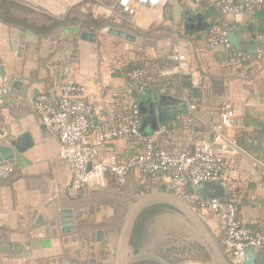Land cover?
Wrapping results in <instances>:
<instances>
[{"label":"crops","instance_id":"obj_1","mask_svg":"<svg viewBox=\"0 0 264 264\" xmlns=\"http://www.w3.org/2000/svg\"><path fill=\"white\" fill-rule=\"evenodd\" d=\"M61 1L54 2L60 13L46 12L63 23L54 30L46 28L51 24L46 21L43 30H35L0 20V70L5 74H0V85L10 89L0 98V130L5 133L0 138V164L14 166V172L0 180V242L3 248L11 247L15 253L5 258L0 248V264H27L28 258L16 256L21 248L32 252L29 257L32 264L38 263V256L62 257L66 264H114L119 229L129 206L145 195V188L166 185L165 191L158 192L175 194L190 204L165 175L146 178L137 172L129 176L126 184L108 177L106 186H87L78 200L68 195L70 165L61 156L58 137L42 122L35 108L40 97H46L68 78L82 87L79 96L92 104L96 125L129 120L130 117L121 119V116L130 114L135 103L141 111L154 105L159 120H165L160 112L167 113L168 124L153 130L151 124L142 128L140 121L139 130L142 136H152L165 128L157 143L169 152H191L199 141L211 140L212 126L220 121L221 106L232 105L236 124L230 132L239 142L241 154L229 165L231 184L223 195L235 201L246 228L253 233L263 232L264 56L246 62L223 48L211 51L207 48V33L212 25L229 28V40L235 50L253 54L264 45V6L223 16L206 2ZM67 18L70 22L65 24ZM76 27L79 32L74 31L69 47L60 50L65 41L63 31ZM12 32H17L16 51L12 50L16 46L12 43ZM82 34L85 39L79 40ZM57 35L63 39L56 42L52 52L51 38ZM174 46H180L189 61L181 73L173 71L177 62L169 58ZM74 48L78 57L70 63ZM140 65L146 68L151 85L144 92H138L132 81L134 68ZM25 72L29 78H24ZM194 81L201 82L197 94L192 91L198 89L193 87ZM19 82L28 84L14 88ZM167 96L175 102L166 99ZM192 105L196 106L194 112L190 109ZM18 146L23 148V154L17 150ZM143 150L142 142L128 137L105 145L100 156L105 158L114 153L127 159ZM202 193L208 195L215 190H207L204 185L197 187L196 196L201 198ZM157 205L183 216L169 204ZM184 219L196 234L187 244V257L167 254L163 258L151 252L140 253L142 242L138 251L133 247L136 254L144 257L133 264H221L206 240ZM200 219L227 263L236 264L222 244L218 218ZM53 223H57L59 238L41 241L33 237ZM37 240L41 243L40 250L33 248V241ZM204 252L209 260L202 258ZM254 253L255 264H264V253Z\"/></svg>","mask_w":264,"mask_h":264},{"label":"built area","instance_id":"obj_2","mask_svg":"<svg viewBox=\"0 0 264 264\" xmlns=\"http://www.w3.org/2000/svg\"><path fill=\"white\" fill-rule=\"evenodd\" d=\"M163 1L166 4L175 1H191L195 4L206 2L223 16L242 14L264 6V0ZM229 31V28L220 25L209 27L207 48L211 51L223 48L239 61L254 62L263 58L264 52L260 48L253 54L235 50L229 40ZM169 58L177 62L174 72L181 73L188 67L187 55L180 46L173 47ZM132 79L138 92L147 90L148 77L144 69L135 70ZM200 86V81L193 82V87ZM9 91V86L0 85V98ZM81 91L80 84L68 78L51 89L46 97H40L35 104L42 122L58 137L62 147L61 156L70 165L72 178L68 195L72 199H80L87 186L103 188L108 177H115L121 184H126L133 172L142 176L163 174L180 195L190 200L198 214L218 218L222 244L234 263H243L248 249L264 253V231L253 233L244 226L234 200L224 195L208 199L196 196L197 187L205 184H217L223 191L230 187L229 165L241 154L240 147L230 132L236 124V112L232 105L225 103L221 106L220 121L212 126L214 135L211 140L199 141L191 152H169L157 143L165 133V128L159 129L152 136L141 135V114L137 104L133 105L130 120L96 125L93 121L94 108L79 96ZM190 109L194 112L196 106L192 105ZM4 137V131L0 130V138ZM128 137L142 142L144 150L127 159L114 153L101 158L100 152L105 145ZM13 172V165L0 164V180L9 177Z\"/></svg>","mask_w":264,"mask_h":264},{"label":"water","instance_id":"obj_3","mask_svg":"<svg viewBox=\"0 0 264 264\" xmlns=\"http://www.w3.org/2000/svg\"><path fill=\"white\" fill-rule=\"evenodd\" d=\"M17 2H20L22 4H25L27 6H32L36 9H40L43 10L45 12H48L47 9H45L44 7H41L37 4H35L34 2H32L31 0H16ZM49 13V12H48ZM63 19V16H61ZM200 23H203L202 20H200ZM204 28H202L203 30ZM74 31L78 34L79 32V28H75V30H64V36H65V41L62 42L59 47L60 50H63L66 47H69V43L70 41H72L73 36H74ZM106 32V31H105ZM29 35L33 36V33L28 32ZM72 36H70V35ZM16 35L17 32H12V43L16 46H14L12 48L13 51L18 50V41L16 39ZM25 37V36H22ZM63 37L60 35H57L53 38H51V46H50V50L52 52H54V50L57 47L56 42L62 40ZM85 36L82 34L81 38H79V40H84ZM68 41V42H67ZM83 42V41H81ZM21 44H23V42H21ZM66 52V51H65ZM77 54H78V50L76 48H74L73 50V54L71 56V61L76 60L77 59ZM0 74L2 76H5V74L0 70ZM24 78H29V76L27 75V72L24 73ZM24 84H28V82H19L13 85V87H17V88H23ZM166 99H169L173 102H175V100L173 98H171L170 96L165 97ZM140 114H143L144 116L141 115V126L142 128H144L147 124H151L152 129L153 130H157L159 128L160 125H165L168 124L169 118L167 113L163 114V112H160L161 116L163 115L165 120H159L157 118V112H156V107L154 105L151 106L150 109L141 111L140 110ZM151 114L152 117H148L147 115ZM17 150L20 152V154H23V148L21 147H17ZM204 187L209 190L210 188L215 190V193H210L208 195L202 193L201 194V198L202 199H208V198H212V197H217V196H221L223 195V189L217 185V184H205ZM157 204H169L175 208H177L182 214L183 216L186 218V220L189 222V224L191 226H193V228H195L200 235L206 240V242L210 245V247L212 248L215 256L218 258V260L220 261L221 264H228L227 260L225 259V257L222 254L221 249L217 246L216 243L213 242L211 236L209 235V233L207 232L205 226L203 225L201 219H200V215L194 210V208L192 207V205L188 204L187 202H184L179 196L175 195V194H171L168 192H151L148 194H145L144 196H142L141 198H139L137 201H135L132 205L129 206L128 208V212L127 215L125 217L124 220V224L123 227L120 231V233L118 234V243H117V247L114 250V264H133V262H135L137 259L144 257L143 255H139L136 254L135 249L132 245V238H133V232H134V227H135V223L136 220L138 218V216L145 211L146 209L150 208L151 206L157 205ZM1 233V232H0ZM34 238H39L40 240H49L51 238H59L60 237V233H59V229L57 226V223H53L51 224V226H47L45 229H41L39 230L37 233L33 234ZM41 240V241H42ZM47 244L49 243L48 241L46 242ZM0 248H2V253L5 255V258H10L13 254V250L11 247H6L3 248L2 247V242H0ZM33 248L39 249L41 248V243L37 240V241H33ZM31 251L29 249L27 250H21L19 252L16 253L17 257H22L24 256L25 258H28V260L26 259L25 261H27V264H32L31 260H29V257L31 256ZM153 258H157V257H153ZM255 253L252 249H248L247 253H246V259L244 261V264H255ZM36 259H39L37 264H66L64 261V258H42V256H38ZM159 259V258H157ZM1 261V258H0Z\"/></svg>","mask_w":264,"mask_h":264},{"label":"rangeland","instance_id":"obj_4","mask_svg":"<svg viewBox=\"0 0 264 264\" xmlns=\"http://www.w3.org/2000/svg\"><path fill=\"white\" fill-rule=\"evenodd\" d=\"M31 1L47 10L55 12L56 14L60 13L57 11L58 8L54 2L58 4L59 1L62 2L61 0ZM6 8L9 17L12 18L11 23L14 27L20 26L24 27V29L43 30V28H45L44 22L46 21L47 23H51L49 27L46 28L54 30L57 27H62L63 24L60 21L53 19L43 10L15 1L9 4L8 0H0V18L7 12L5 11ZM65 22L67 23L70 21L67 18L64 23ZM156 191L165 190H161L160 185H152L149 188H145L143 193L146 194ZM126 198L130 199L128 196ZM131 200L133 201V199ZM139 225L142 227V239H144V245L140 248V253L151 252L152 254H156L163 258H165L167 254L187 257V244L192 242L194 235H196L191 229H189L181 214H178L165 206L154 205L143 211L136 220L133 234Z\"/></svg>","mask_w":264,"mask_h":264},{"label":"trees","instance_id":"obj_5","mask_svg":"<svg viewBox=\"0 0 264 264\" xmlns=\"http://www.w3.org/2000/svg\"><path fill=\"white\" fill-rule=\"evenodd\" d=\"M257 16H259V14H257ZM260 48V47H259ZM260 49H262L263 50V52H264V45L260 48ZM257 50V49H256ZM239 52H241V51H239ZM245 53V52H244ZM255 61H257V60H255ZM137 69H144L145 71H146V68L145 67H143V66H136L135 68H134V71L135 70H137ZM147 74V73H146ZM133 81V83L135 84V81L134 80H132ZM151 87V85L149 84L148 85V83H147V85H146V89L147 88H150ZM200 89H201V87L200 88H198V89H193L192 91H193V93L194 94H197L198 92H200ZM135 104H137V103H135ZM134 104V105H135ZM132 114H133V108H132V111L130 112V114H128L127 116H121V119H123V118H128V117H130V119H131V117H132ZM125 118V119H126ZM124 119V120H125ZM129 119V120H130ZM128 121V120H127ZM237 141V140H236ZM237 143H238V145H239V142L237 141ZM158 176H160V174H149V175H146L145 177L146 178H157ZM160 188H161V190H166L167 189V186L166 185H160ZM171 192H173V190H170ZM157 206H162V205H157ZM141 225H139L138 227H137V229H136V231H135V233H134V235H133V238H132V245L135 247V249L138 251L139 250V247H140V242H141V234H142V231H141ZM187 250H188V248H186ZM188 252V251H187ZM201 255H202V258L204 259V260H209V255H208V253L207 252H204V253H201Z\"/></svg>","mask_w":264,"mask_h":264},{"label":"flooded vegetation","instance_id":"obj_6","mask_svg":"<svg viewBox=\"0 0 264 264\" xmlns=\"http://www.w3.org/2000/svg\"><path fill=\"white\" fill-rule=\"evenodd\" d=\"M13 1L17 2L16 0H8V3H12ZM20 3V2H19ZM5 11H7V8L5 9ZM13 11V9H12ZM0 20L3 22V23H6V24H12V18L9 17L8 15V11L5 13L4 16H1ZM19 22V21H18ZM134 235V234H133ZM143 235L141 234V242L140 244L144 241V239H142Z\"/></svg>","mask_w":264,"mask_h":264},{"label":"bare ground","instance_id":"obj_7","mask_svg":"<svg viewBox=\"0 0 264 264\" xmlns=\"http://www.w3.org/2000/svg\"><path fill=\"white\" fill-rule=\"evenodd\" d=\"M47 258V257H46Z\"/></svg>","mask_w":264,"mask_h":264}]
</instances>
